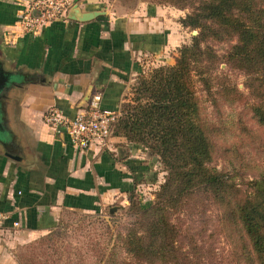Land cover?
Instances as JSON below:
<instances>
[{
    "label": "crops",
    "instance_id": "1",
    "mask_svg": "<svg viewBox=\"0 0 264 264\" xmlns=\"http://www.w3.org/2000/svg\"><path fill=\"white\" fill-rule=\"evenodd\" d=\"M22 1L0 0V264H18L17 244L49 232L62 211L101 212L151 168L122 136L80 149L43 121L46 109L72 116L99 94L100 107L118 113L144 64L164 61L180 38L169 8L122 10L117 0H74L105 13L26 33L16 21Z\"/></svg>",
    "mask_w": 264,
    "mask_h": 264
},
{
    "label": "trees",
    "instance_id": "2",
    "mask_svg": "<svg viewBox=\"0 0 264 264\" xmlns=\"http://www.w3.org/2000/svg\"><path fill=\"white\" fill-rule=\"evenodd\" d=\"M165 1L180 7L191 4V12L179 23L197 32L179 46L173 63L139 77L136 95L122 102L111 127L110 134L146 147L167 170L148 206L138 203L134 189L127 192V211L134 218L121 238L129 256L122 264H208L191 238L182 243L171 220L193 194L200 193L221 209L220 228L223 224L228 229L236 263L264 264V179L251 180L250 191L242 193L229 173L208 165L209 130L199 121L192 82L196 75L210 92L211 71L219 56L209 42L235 38L225 62L247 75L248 87L257 97L253 113L264 124V0Z\"/></svg>",
    "mask_w": 264,
    "mask_h": 264
},
{
    "label": "rangeland",
    "instance_id": "3",
    "mask_svg": "<svg viewBox=\"0 0 264 264\" xmlns=\"http://www.w3.org/2000/svg\"><path fill=\"white\" fill-rule=\"evenodd\" d=\"M193 1L197 3V0ZM138 2L169 8L174 32L180 38L172 44V48L175 47L164 61L161 55L158 61L156 57L148 65L144 64L145 68H141L135 77L124 102L136 95L134 88L140 76L148 75L158 66L173 63L179 46L189 43L197 32L177 25L178 18L191 12V4L180 7L165 0H117L122 10L131 9ZM4 41L0 31V44ZM233 42L235 38L209 42L219 56L211 71L210 92L196 75H192V82L200 107L199 121L202 124L204 121L205 129L209 130L212 155L207 163L229 173L241 192L247 193L251 189V180L264 179V124L253 113L252 105L257 103V97L248 87L247 75L225 62L224 55ZM5 76L0 72V83ZM140 147L143 150L140 155L150 162L151 168L143 174L133 192L138 203L146 207L165 181L167 170L157 155L142 145ZM126 192L113 199L101 212L62 211L52 231L17 244L14 255L18 264L19 260L23 264H122L129 256L122 248L121 238L134 218L127 211L129 200ZM200 194H193L172 215L171 220L180 231L182 243L187 244L191 238L204 252L208 264H237L232 258L233 246L228 229L223 224V229L220 228L221 209Z\"/></svg>",
    "mask_w": 264,
    "mask_h": 264
},
{
    "label": "built area",
    "instance_id": "4",
    "mask_svg": "<svg viewBox=\"0 0 264 264\" xmlns=\"http://www.w3.org/2000/svg\"><path fill=\"white\" fill-rule=\"evenodd\" d=\"M74 0H24L19 2L16 21L23 32L35 33L46 24L69 19L67 11ZM100 95L94 94L89 103L68 116L57 106L43 113V121L55 132L66 134L71 143L80 149L92 144L104 145L111 135V127L118 113L99 105ZM8 217L0 211V225ZM17 225L18 222H13Z\"/></svg>",
    "mask_w": 264,
    "mask_h": 264
},
{
    "label": "water",
    "instance_id": "5",
    "mask_svg": "<svg viewBox=\"0 0 264 264\" xmlns=\"http://www.w3.org/2000/svg\"><path fill=\"white\" fill-rule=\"evenodd\" d=\"M104 11L101 10H89L81 11L77 2H74L67 11V17L69 19H76L80 21L89 20L97 15L104 14Z\"/></svg>",
    "mask_w": 264,
    "mask_h": 264
}]
</instances>
